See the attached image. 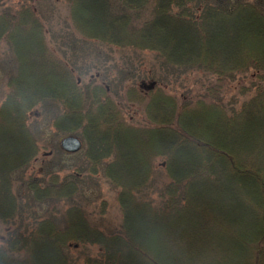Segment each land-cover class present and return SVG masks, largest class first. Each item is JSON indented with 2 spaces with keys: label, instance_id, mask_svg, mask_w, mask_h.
I'll return each instance as SVG.
<instances>
[{
  "label": "trees",
  "instance_id": "obj_1",
  "mask_svg": "<svg viewBox=\"0 0 264 264\" xmlns=\"http://www.w3.org/2000/svg\"><path fill=\"white\" fill-rule=\"evenodd\" d=\"M63 1L84 40L154 51L172 74L200 72L214 83L176 96L154 82L124 94L114 82H83L50 54L35 10L1 8L0 43L13 49L16 71L0 106V221L16 227L28 205L45 201L67 208L61 221L10 231L0 264H264V0ZM245 75L251 93L226 106L223 84ZM121 95L144 107L147 124L126 121L113 99ZM31 115L83 140L81 169L55 144L59 171L42 165L46 183L14 177L39 153ZM101 168L119 190L122 223L110 234L71 204L88 171ZM219 242L225 252L208 257Z\"/></svg>",
  "mask_w": 264,
  "mask_h": 264
},
{
  "label": "rangeland",
  "instance_id": "obj_2",
  "mask_svg": "<svg viewBox=\"0 0 264 264\" xmlns=\"http://www.w3.org/2000/svg\"><path fill=\"white\" fill-rule=\"evenodd\" d=\"M1 8H10L11 10H7L9 12L21 11L23 10L21 8L35 10L40 23L42 22V26L44 25V39L50 54L71 67L77 78L82 79L83 82H88L95 77L96 79H102L104 82H114V87L118 86L116 88H119L120 86V89H123L122 94H124V89L131 87L136 89L140 86L145 90L144 87L146 88L148 84L154 82L156 84L160 83L168 93L176 96H179L180 93H184L186 96L187 94L191 96L204 93L203 91L214 83L211 75L200 72L184 74L174 72L175 74H172V69L163 67L164 60L154 51L110 47L84 40L73 27L69 6L63 0H0V12L4 10ZM28 50L29 48L25 47L22 52L25 54ZM15 71L16 60L13 49L6 40H3L0 43V106L9 92L7 79ZM249 76H241L242 78L226 81L223 84L220 98L226 103V106H239L242 100L245 99V94L251 93L245 90V86L249 85ZM156 80L161 82H156ZM123 84L125 86L122 88ZM121 98L122 101H119L118 98L113 99L122 107L126 121L133 125L147 124L143 112L144 107L136 103H133L134 105L128 103L126 98L123 99L124 95H121ZM33 118L34 116L31 115L28 125L30 131L37 138L39 153L28 167L26 166L21 172L15 173L14 177L16 179L22 178L25 181L33 177L37 181L44 180L43 183H46L47 179L44 172L48 167H42V165L55 164L53 171H59L57 166L60 163V156L54 153V146L55 144L59 145L64 136L52 130L45 120H37L36 118L32 120ZM84 149L85 143L83 142V150L81 151L83 152ZM82 152H77L74 154L76 156L64 157L63 159H67L71 166L79 169L82 166L81 163L84 162ZM87 165L85 167L88 170ZM92 172L90 170L87 173L88 175L84 176L82 189H79L80 194H76L71 204L78 205L84 211L87 220L104 233L118 232L122 223V213L117 197L119 190L110 184L102 168L96 174ZM59 173L62 177L65 175ZM12 184H14L13 188L15 190H13L15 192L18 190V181ZM22 200L20 199V202L23 204ZM66 208L67 205H65L64 200L59 203L47 201L43 204L36 203L34 207L28 205L22 211L25 212L24 215H18L15 218L16 227H19V224L22 223L21 228L25 229L42 217L55 218L54 220L57 222L61 221ZM16 227L10 223L4 224L0 221V244L2 240L7 238L8 233L15 230ZM225 246L224 242H219L218 248L215 249L216 253L208 255V257L214 254L222 255L220 253L225 252ZM81 249V246L79 249H71L70 254L73 258H77ZM96 250H98V246L89 247V251L93 254L96 253Z\"/></svg>",
  "mask_w": 264,
  "mask_h": 264
},
{
  "label": "water",
  "instance_id": "obj_3",
  "mask_svg": "<svg viewBox=\"0 0 264 264\" xmlns=\"http://www.w3.org/2000/svg\"><path fill=\"white\" fill-rule=\"evenodd\" d=\"M60 147L67 153H76L82 148V140L74 135H68L61 139Z\"/></svg>",
  "mask_w": 264,
  "mask_h": 264
}]
</instances>
